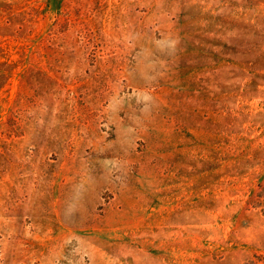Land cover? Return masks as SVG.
Wrapping results in <instances>:
<instances>
[{
	"label": "rangeland",
	"instance_id": "rangeland-1",
	"mask_svg": "<svg viewBox=\"0 0 264 264\" xmlns=\"http://www.w3.org/2000/svg\"><path fill=\"white\" fill-rule=\"evenodd\" d=\"M0 264H264V0H0Z\"/></svg>",
	"mask_w": 264,
	"mask_h": 264
}]
</instances>
